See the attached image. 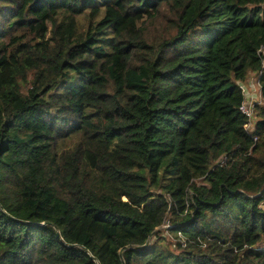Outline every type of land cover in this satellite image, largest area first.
Segmentation results:
<instances>
[{
	"label": "trees",
	"instance_id": "16d2710c",
	"mask_svg": "<svg viewBox=\"0 0 264 264\" xmlns=\"http://www.w3.org/2000/svg\"><path fill=\"white\" fill-rule=\"evenodd\" d=\"M263 47L264 0H0V264H264Z\"/></svg>",
	"mask_w": 264,
	"mask_h": 264
},
{
	"label": "built area",
	"instance_id": "2783aa9c",
	"mask_svg": "<svg viewBox=\"0 0 264 264\" xmlns=\"http://www.w3.org/2000/svg\"><path fill=\"white\" fill-rule=\"evenodd\" d=\"M262 53L264 54V47L262 48ZM248 83H250V85H248ZM252 85L257 92V100H253L250 97L249 98L247 97V86H252ZM240 87H241V93L244 97V101L240 106V111L247 119L246 130L251 131L253 127V120L255 115L254 114L255 105L261 102L260 84L258 82V79L256 78V85L253 82V80H249L248 82H244L240 84Z\"/></svg>",
	"mask_w": 264,
	"mask_h": 264
},
{
	"label": "rangeland",
	"instance_id": "374dc122",
	"mask_svg": "<svg viewBox=\"0 0 264 264\" xmlns=\"http://www.w3.org/2000/svg\"><path fill=\"white\" fill-rule=\"evenodd\" d=\"M263 66H264V61H263ZM249 79H252L253 82L255 83L256 85V78L257 76L255 74H250ZM246 84V83H245ZM247 97L253 99V100H257V92L255 90V88L252 86H247Z\"/></svg>",
	"mask_w": 264,
	"mask_h": 264
},
{
	"label": "crops",
	"instance_id": "0c3cea01",
	"mask_svg": "<svg viewBox=\"0 0 264 264\" xmlns=\"http://www.w3.org/2000/svg\"><path fill=\"white\" fill-rule=\"evenodd\" d=\"M249 80H252V79H249V78H248L245 82H248ZM248 85H250V83H248Z\"/></svg>",
	"mask_w": 264,
	"mask_h": 264
}]
</instances>
